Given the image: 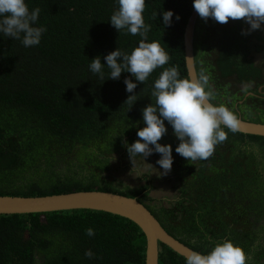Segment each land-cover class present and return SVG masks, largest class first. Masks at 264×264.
<instances>
[{
    "label": "trees",
    "instance_id": "1",
    "mask_svg": "<svg viewBox=\"0 0 264 264\" xmlns=\"http://www.w3.org/2000/svg\"><path fill=\"white\" fill-rule=\"evenodd\" d=\"M25 2L30 12L40 9L33 26L46 31L39 45L29 47L22 43L23 34L15 39L0 33V195L119 193L138 198L170 234L200 253L230 239L247 257L255 248L254 261L247 259V264H264V184L257 167L264 163L263 137L225 128L228 138L213 156L189 161L176 152L180 140L165 120L167 133L159 143L172 146L168 181L178 188L168 206L151 196L156 181L151 171L163 176L157 163L161 154L137 155L134 166L128 152L127 146L139 139L137 132L146 127L143 109L155 102L154 83L164 68L178 66L180 78H188L184 31L194 0H146L147 42L159 41L170 60L144 83L129 72L111 79L104 59L117 49L131 54L142 39L111 24L118 0ZM165 11L173 12L169 26L163 24ZM249 29L244 20L220 24L199 16L198 75L204 72L229 89L231 83L248 79L255 69L254 51L261 47L257 44L264 43L262 32L245 34ZM98 56L103 79L90 70ZM126 79L137 85L132 93L126 90ZM131 95L135 99L126 102ZM126 173L145 184L127 185ZM88 228L94 236L86 234ZM88 250L94 254L91 259L85 255ZM145 250L141 229L110 213L0 215V264H145ZM159 264L186 260L160 244Z\"/></svg>",
    "mask_w": 264,
    "mask_h": 264
},
{
    "label": "clouds",
    "instance_id": "2",
    "mask_svg": "<svg viewBox=\"0 0 264 264\" xmlns=\"http://www.w3.org/2000/svg\"><path fill=\"white\" fill-rule=\"evenodd\" d=\"M118 4V11L110 18L111 24L117 30L126 28L142 39L131 54L117 49L104 57L111 70L110 78L119 79L122 72H129L138 82L144 83L157 68L168 63L170 56L159 41L147 42L150 26L145 24L143 15L146 0H118ZM193 7L205 21L212 18L220 24H227L230 19L244 20L250 25L245 34L260 29L264 24V0H194ZM39 14V8L30 12L25 0H0V33L15 39H21L23 34L24 46L39 45L42 33L46 31V28L33 26ZM172 17V11H165L163 24L169 26ZM176 18L180 19L179 16ZM90 70L103 79L99 56L92 60ZM209 79L204 72L198 78H180L178 66L164 68L154 83L152 96L155 102L143 109L146 127L137 132L139 139L127 146L134 166L137 155L147 158L156 152L161 154L157 161L164 170L161 175L171 171L172 146L159 143L167 133L165 120L180 140L176 152L189 161L208 160L213 156L216 146L228 138L225 128L232 133L240 130V120L235 111L225 104L213 103L216 94ZM124 83L129 93L137 87L131 79ZM134 99L135 95H131L126 102ZM86 234L94 236L95 231L88 228ZM85 255L89 259L94 256L91 250ZM185 259L186 264H247L248 257L241 246L224 239L216 242L208 253L192 251Z\"/></svg>",
    "mask_w": 264,
    "mask_h": 264
},
{
    "label": "water",
    "instance_id": "3",
    "mask_svg": "<svg viewBox=\"0 0 264 264\" xmlns=\"http://www.w3.org/2000/svg\"><path fill=\"white\" fill-rule=\"evenodd\" d=\"M198 18L199 14L193 9L184 31V55L188 78L199 77L195 59V29ZM239 120L238 133L264 138V124L240 118ZM74 210L110 213L135 223L146 238L145 264H159L160 244L184 259L190 252L196 251L170 234L138 198L98 190L44 196L0 195V215L48 214Z\"/></svg>",
    "mask_w": 264,
    "mask_h": 264
},
{
    "label": "flooded vegetation",
    "instance_id": "4",
    "mask_svg": "<svg viewBox=\"0 0 264 264\" xmlns=\"http://www.w3.org/2000/svg\"><path fill=\"white\" fill-rule=\"evenodd\" d=\"M259 32L264 34V24L261 25L260 29L255 30V34ZM257 45H261L262 47L264 43H258ZM261 47L259 50L254 51L256 53L253 52L255 69L252 73L248 74V79L244 82H238L236 85L231 83L230 89L226 84L225 86H218L211 79H209V83L216 94L213 103H222L230 106L228 108L234 110L240 119L264 124V47L262 49ZM251 146V148H259L254 144ZM257 167L259 168L258 172L262 175V183L264 184V163L258 164ZM254 250L255 248L252 247V254H248L249 263L254 261Z\"/></svg>",
    "mask_w": 264,
    "mask_h": 264
},
{
    "label": "rangeland",
    "instance_id": "5",
    "mask_svg": "<svg viewBox=\"0 0 264 264\" xmlns=\"http://www.w3.org/2000/svg\"><path fill=\"white\" fill-rule=\"evenodd\" d=\"M158 175L159 171L157 169L151 171V176H156V181L154 182V189L152 190L151 196L159 200H164L165 205L168 206L169 201L178 195V188H176V183L173 180L168 181L170 173L161 177ZM123 181L127 183V185L134 187L145 184V182L142 180L137 179L136 174L131 173H126L123 177ZM166 199L167 201H165Z\"/></svg>",
    "mask_w": 264,
    "mask_h": 264
}]
</instances>
